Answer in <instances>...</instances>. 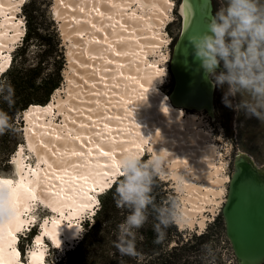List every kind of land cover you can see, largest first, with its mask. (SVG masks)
<instances>
[{"label":"bare ground","instance_id":"1","mask_svg":"<svg viewBox=\"0 0 264 264\" xmlns=\"http://www.w3.org/2000/svg\"><path fill=\"white\" fill-rule=\"evenodd\" d=\"M15 1L0 0V16H6L0 23V74L10 63V43L24 34L21 21H15L16 3H20ZM78 1H67V6L84 9L83 14L78 11L69 15V18L74 16L77 23L71 31L73 41L69 48L77 55L80 46L89 60L79 62L77 57L67 53V65L74 68V62L78 67L88 64L84 75L90 73V77L85 75L83 80L90 88H97L93 90L96 93L89 95L93 91L86 88L85 93H89L86 96L77 81L70 77L68 88L70 83L77 87L66 90L69 93L66 101L71 110L79 111L74 112L76 117L74 114L70 117L71 113L66 112L62 127L49 118L55 106L58 112L64 111L65 100L54 99L60 89L52 95L48 105L29 107L24 111L27 146L36 153L37 162L46 165L26 170L21 146L11 160L16 180L13 183L0 179V264H25L19 260L15 248L16 233L28 223L24 213L29 212L31 203L37 198L58 212L59 217L43 226L36 241L37 250L29 254L28 264H42L45 250L40 243L44 235L60 248L73 247L83 230L79 220L81 215L86 211L89 216L94 215L93 193L108 189L115 177L121 175L118 161L122 154L141 156L148 143L150 150L161 152L183 172V186H180L186 190L183 216L201 214V226L205 221L202 203L207 202L208 192L213 193L214 187L222 181L217 178L213 181L221 167H217L216 146L209 141L208 131L197 129L200 122L196 116L184 118L185 110L212 112L210 85L201 77L200 81L192 83L177 71L178 82L170 98L157 87L163 79V70L146 60V56L159 49L162 43L160 27L170 15L172 1ZM132 5L149 12H128ZM179 5L184 31L190 22L192 6L189 0H183ZM85 31H89V35L81 44L80 34ZM76 74L80 77L82 73L76 71ZM72 98L85 102L76 103ZM71 132L74 138L70 137ZM238 153L253 162L245 153ZM211 169L217 171L211 172ZM195 179L203 180L205 185L196 187ZM179 224L181 226V222Z\"/></svg>","mask_w":264,"mask_h":264},{"label":"rangeland","instance_id":"2","mask_svg":"<svg viewBox=\"0 0 264 264\" xmlns=\"http://www.w3.org/2000/svg\"><path fill=\"white\" fill-rule=\"evenodd\" d=\"M24 1L25 0H16L15 2H20V3H16L17 7L15 8L14 11L15 21L16 22L21 21L20 26L23 30H24V20L21 14V6L24 3ZM67 1L68 0H48V2H50L48 4L50 9L49 13L57 23L65 48V67L63 71V83L59 88L60 91L54 95L55 100H57L58 98H60L59 100L62 101L65 100V102L62 104L64 111L58 112V108H56V106L54 105L55 107H53V110L49 116L50 120L55 125L58 124L61 127L64 125L63 122L64 114H66V112L71 113L70 117H72V114H74V116L76 115L74 112L79 111V109L78 110L75 109V111L71 110L69 107L70 104L66 101V98H68L67 96L69 95V93H67L66 90L67 89L70 90L71 86L72 88L77 87L75 84L70 83V88H68L70 82L69 78L73 77L77 81V85L81 86L80 88L82 89L80 91L82 92L84 91V94L86 96H88L87 94H89L88 92L85 93L86 88L88 89L90 88V86L87 85L85 80H83L85 75L86 77L87 76L90 77V73L89 75H87L88 73H85L84 75V71L88 69V64L87 65L84 64L81 65V67H78V64L74 62V68H69V66L67 65V61H68L67 53L70 56L77 57L79 59V62H83V61L88 62L89 60L82 53L83 50L80 46H78L80 50L76 52L77 55L74 54L71 51L72 49L69 48V46L71 45V41H73V36L71 35V31L75 29L77 24L75 17L73 16L69 18V15L70 14L74 15L78 11H80L78 13L83 14L84 9L81 10L76 5L70 7L68 4L67 6ZM75 1L79 3L78 0ZM171 1L173 5L171 11L168 13V15L169 14L170 15L168 16V18L164 19V21L161 23L162 26L160 25L162 43L159 46V49H156L155 52L148 54L146 56L147 61L153 63V65H156L158 69L163 70V75H162L163 79L157 84V87L162 93H164L168 97L170 96L173 88V78L169 68H170L172 52L174 49V43L176 41L174 40V38L178 36L180 30V17L178 15L179 7H180L178 3L180 0H171ZM211 1H212L213 14H214L215 11L220 6V0H211ZM138 8L139 7L137 5H132L129 8L128 12H130V10H136L138 14H142V13L147 14L149 12V10L141 11V9L139 8L140 10H138ZM65 12L67 13L70 12V13L67 15V13L65 14ZM5 18H6L5 15L0 16V23ZM0 31H1V27H0ZM80 35H81L80 38L82 40L81 39L79 40L80 43L83 44L84 40L89 35V31L82 32ZM21 38L22 36L10 43L11 52L16 47V45L20 43ZM76 71L82 73L80 77L79 75L77 76ZM91 77H94V74H92ZM74 79L72 80L74 81ZM211 86H212V98H213V114L210 115L208 112L204 110H202L201 112L185 110L184 118L187 117V115L196 116L198 119L197 121L200 122L197 129H203L205 131H208L210 135L209 141H211L216 146L217 158L219 160V161L217 160V167H221L218 169L219 172L215 176V178L213 176V181L216 180V178L222 179V181L220 182L221 184H218L219 186L216 185L214 187L215 188L213 189L214 194L208 192L206 196L208 198L207 202L204 203V205L202 203V206L205 207L202 212V215H204L205 218L203 226L199 224V221L201 220V214L199 213H197L194 217H187V216L184 217L183 220H185V222L182 220L181 226L179 222L177 224L175 223L178 227V230L184 233V239L188 238L189 235L192 234H200L203 230H205L207 226L211 225L213 219L218 214H220V209L226 197L227 186L229 182L228 179L232 172L233 156L237 152L245 153L246 155H248V157H250L253 160V162L259 169H264V119H257L255 117L247 116L242 110H239L237 108V104L239 103L240 97L226 96L225 95L226 87L214 86L213 83H211ZM84 87L85 90H83ZM94 89L97 88L91 86L89 90L93 91ZM94 92L96 93V90L91 92V94L89 95L94 94ZM82 101L85 102L82 99H75L74 102L81 103ZM23 114L24 112L15 121L16 125L21 124L20 126H18V140H20V142L17 145L16 149L21 146L23 147L22 158L26 170L36 168L38 165H40L41 168H44L46 164L44 162H37L38 160L36 157V153L34 152V150L33 151L29 150L27 143L25 141L26 122L24 121ZM77 116L80 115L78 114ZM63 133L66 134L65 131ZM70 134H71L70 137L74 138L72 132ZM148 144L143 147V153L141 155V157H144L145 159H148L152 155H154L153 150L151 149L152 150L151 151L148 148L150 147ZM166 149H169V147H166ZM14 153L11 154L9 161L7 162L8 165L6 166V168L4 167L5 169L0 171L1 180H9V181L11 180L13 181V183L16 180V175L11 165V160ZM220 163H222V165ZM173 165L174 162L168 159L164 169V173L159 177L161 179L163 178L162 180L168 183L169 188L173 189L174 193L177 196V204L179 206V209L183 213V204L185 203L183 201V198L186 196V190L180 186H183L182 184H183L184 174L182 171H179L178 167H174ZM215 171L217 170L211 169V172H215ZM176 173H179L180 176L177 177L174 176V174ZM194 182L196 187L198 186L201 187L202 185H205L204 184L205 182L203 180L201 181V179H195ZM200 190L201 192H205L204 188H200ZM102 192L98 193L96 191V193L95 192L93 193L95 196V200L93 201H95L94 206L96 209L98 207L97 205H98L99 195ZM198 204H201V202L200 203L198 202ZM89 215L90 214L88 211H86L84 214L81 215V218L79 220L82 229H83V221L87 217H90ZM24 217L28 220V223L25 224L21 228V230L17 231L16 233L17 242L15 244V248L17 249L20 255L19 260H21L25 264H28L29 256H30L29 254L32 251L37 250L36 241L37 238L42 234L43 226L49 225L53 221L54 217H59V213L54 211L53 209H50L49 205L44 204L39 198H37L35 201L31 203V208L29 212L27 211L26 213H24ZM82 231H84V229L81 230L80 237L82 236L83 233ZM28 235H30V237H28ZM78 239L75 240L74 244L78 241ZM40 244L45 250V257L42 264H49L52 258L54 259V257L56 256L58 257V255L61 256L67 250L66 248L68 249L70 248L69 246L68 247L65 246L63 248L58 247L46 235L42 237V243ZM205 255L206 256H205L204 264H231V261H233L232 259L233 255L231 257L229 251L226 248H224L223 244L221 243L218 244L217 240L215 241V243L214 242L209 243L207 247L205 246ZM193 260L199 261L200 259L199 257H195V258L193 257ZM139 262L140 264H142V261Z\"/></svg>","mask_w":264,"mask_h":264},{"label":"trees","instance_id":"3","mask_svg":"<svg viewBox=\"0 0 264 264\" xmlns=\"http://www.w3.org/2000/svg\"><path fill=\"white\" fill-rule=\"evenodd\" d=\"M49 3L48 0L24 1L21 6L24 34L10 53L8 67L0 74V87L11 88L12 101L9 104L3 98L6 92L0 93V110L8 113L12 125L10 130L0 135V171L6 168L20 142L18 126L21 124L16 125L15 121L29 107L48 105L63 83L65 48L57 23L49 13ZM120 176L117 175L110 187L99 195L94 215L83 221L84 231L80 239L61 256L52 258L49 264H140L139 261L142 264H204L205 246L216 240L232 257L220 214L200 234L189 235L186 239L173 224L166 229L165 238L156 243L158 220L152 207L148 209L147 222L137 231L139 255H121L114 242L119 226L130 210L116 203L115 188ZM152 195L157 206H168L173 201L177 203L173 189L159 176ZM193 257L200 260L195 261ZM232 259L231 264H237L234 257Z\"/></svg>","mask_w":264,"mask_h":264},{"label":"clouds","instance_id":"4","mask_svg":"<svg viewBox=\"0 0 264 264\" xmlns=\"http://www.w3.org/2000/svg\"><path fill=\"white\" fill-rule=\"evenodd\" d=\"M188 46L205 79L226 87V96H239L237 108L245 115L264 119V0H220L206 29L187 37ZM5 92L3 98L11 104V88L0 87V93ZM11 127L8 113L0 110V135ZM154 153L148 159L134 153L119 157L116 203L130 210L114 242L121 255H139L137 231L147 222L149 207L157 213L156 243L165 238L168 227L184 219L176 202L163 207L154 202L155 181L167 163L161 152Z\"/></svg>","mask_w":264,"mask_h":264},{"label":"water","instance_id":"5","mask_svg":"<svg viewBox=\"0 0 264 264\" xmlns=\"http://www.w3.org/2000/svg\"><path fill=\"white\" fill-rule=\"evenodd\" d=\"M189 1L192 14L184 31L182 16L178 12L180 30L174 43L169 68L173 78L170 98L178 82L177 71L185 80L191 79L192 83L200 81V77L204 78L199 62L193 58L191 47L188 46L187 49V37L206 29L209 17L213 14L212 1ZM206 81L211 87L210 105L213 108L212 86L209 80ZM204 111L208 112L207 109ZM209 114L212 115L213 110ZM220 216L224 223L225 238L236 263L264 264V169H259L254 162L238 152L233 156L232 172Z\"/></svg>","mask_w":264,"mask_h":264},{"label":"flooded vegetation","instance_id":"6","mask_svg":"<svg viewBox=\"0 0 264 264\" xmlns=\"http://www.w3.org/2000/svg\"><path fill=\"white\" fill-rule=\"evenodd\" d=\"M220 70H222V65H221V67H220ZM220 70H219V71H220Z\"/></svg>","mask_w":264,"mask_h":264}]
</instances>
